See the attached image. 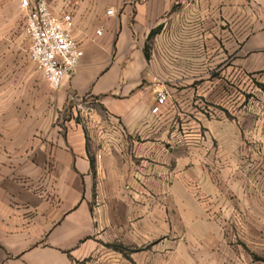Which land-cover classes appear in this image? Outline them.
Masks as SVG:
<instances>
[{"label": "crops", "instance_id": "1", "mask_svg": "<svg viewBox=\"0 0 264 264\" xmlns=\"http://www.w3.org/2000/svg\"><path fill=\"white\" fill-rule=\"evenodd\" d=\"M75 2L70 33L84 58L53 89L30 61L21 0H0V264H225L208 206L224 202L241 135L204 115L186 84L157 82L146 46L162 27L161 74L194 76L197 97L210 78L211 109L220 78H241L244 91L264 75V0ZM183 15L194 16V35L177 40L171 26ZM163 91L169 99L153 115ZM88 98L106 126L98 138L78 119Z\"/></svg>", "mask_w": 264, "mask_h": 264}, {"label": "rangeland", "instance_id": "2", "mask_svg": "<svg viewBox=\"0 0 264 264\" xmlns=\"http://www.w3.org/2000/svg\"><path fill=\"white\" fill-rule=\"evenodd\" d=\"M60 4H63L68 13H74L75 0H61ZM180 9L176 8V13ZM171 27L172 36L177 40L193 36L194 16L183 15L180 19H176ZM163 33L162 27L155 30L146 46L148 57L153 53L156 55L155 68L160 74L156 78L157 82L165 83L170 87L186 84L190 88L187 95L191 97L193 103L197 98V106L201 105L204 115L210 117L212 113L213 117L219 120L226 119L236 123L241 135L238 154L232 166L236 175L229 176L227 181H231L230 186L226 185L220 190V196L224 202L212 201L213 203L208 206L213 214L214 223L222 229L223 243L226 246L219 255V261L225 264H264V75L251 77L248 82H245V87L249 83V88H245L244 91L241 78H220L223 89L217 94L218 106L213 105L210 109L209 102L214 93L211 94L210 90L205 91V84L210 81V78H204V92L201 93V97H197L193 91L196 84L194 76L163 77L161 74V70L167 67L166 61H163L161 40ZM165 33H168V30ZM172 47L178 48V45L174 44ZM181 63L171 61L170 66L180 68L184 65V62ZM190 63L193 65V62ZM191 107L190 112L194 111L195 105L192 104ZM77 108L78 119L91 124L94 137L101 136L106 126L102 124L100 114L96 113L99 110L97 103L88 98L83 100ZM193 129L187 126V133H191ZM205 131L202 129V133ZM187 193L188 196L200 195L195 189H190ZM113 249L118 250L114 247ZM123 251L129 252L130 249L124 248ZM124 256L127 255L124 254ZM203 257L204 261H210L216 260L217 255L204 253Z\"/></svg>", "mask_w": 264, "mask_h": 264}, {"label": "built area", "instance_id": "3", "mask_svg": "<svg viewBox=\"0 0 264 264\" xmlns=\"http://www.w3.org/2000/svg\"><path fill=\"white\" fill-rule=\"evenodd\" d=\"M25 12V33L31 42L29 58L53 89L60 88L79 68L84 51L71 35L73 16L55 15L46 0H21ZM113 16V10L108 11ZM100 35V32L98 33ZM169 94L158 93L153 115H159Z\"/></svg>", "mask_w": 264, "mask_h": 264}, {"label": "trees", "instance_id": "4", "mask_svg": "<svg viewBox=\"0 0 264 264\" xmlns=\"http://www.w3.org/2000/svg\"><path fill=\"white\" fill-rule=\"evenodd\" d=\"M154 33H155V31L151 33L150 38L154 35ZM113 247H114L115 249H118V250L121 249V247L112 246V248H113Z\"/></svg>", "mask_w": 264, "mask_h": 264}]
</instances>
